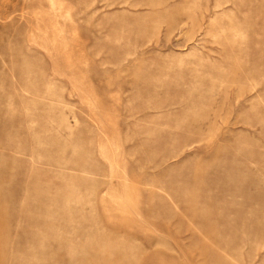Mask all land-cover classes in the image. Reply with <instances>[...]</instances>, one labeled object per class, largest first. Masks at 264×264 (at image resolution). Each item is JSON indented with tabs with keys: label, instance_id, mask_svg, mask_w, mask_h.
Masks as SVG:
<instances>
[{
	"label": "rangeland",
	"instance_id": "obj_1",
	"mask_svg": "<svg viewBox=\"0 0 264 264\" xmlns=\"http://www.w3.org/2000/svg\"><path fill=\"white\" fill-rule=\"evenodd\" d=\"M0 264H264V0H0Z\"/></svg>",
	"mask_w": 264,
	"mask_h": 264
}]
</instances>
